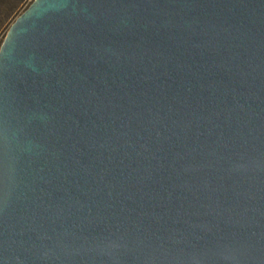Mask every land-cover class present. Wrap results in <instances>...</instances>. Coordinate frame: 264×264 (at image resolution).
Segmentation results:
<instances>
[{"label":"water","instance_id":"water-1","mask_svg":"<svg viewBox=\"0 0 264 264\" xmlns=\"http://www.w3.org/2000/svg\"><path fill=\"white\" fill-rule=\"evenodd\" d=\"M0 264H264V0H33L0 45Z\"/></svg>","mask_w":264,"mask_h":264},{"label":"trees","instance_id":"trees-1","mask_svg":"<svg viewBox=\"0 0 264 264\" xmlns=\"http://www.w3.org/2000/svg\"><path fill=\"white\" fill-rule=\"evenodd\" d=\"M26 0H0V33L18 14Z\"/></svg>","mask_w":264,"mask_h":264},{"label":"rangeland","instance_id":"rangeland-1","mask_svg":"<svg viewBox=\"0 0 264 264\" xmlns=\"http://www.w3.org/2000/svg\"><path fill=\"white\" fill-rule=\"evenodd\" d=\"M30 3H29V1L28 0H26L25 2H24V5L20 8V10L18 11V14L13 18V20L1 31V33H0V45H1V43H2V41H3V39H4V35H6V33H7V30H8V28H9V26H10V24L14 21V19L21 13V12H23L27 7H28V5H29Z\"/></svg>","mask_w":264,"mask_h":264},{"label":"built area","instance_id":"built-area-1","mask_svg":"<svg viewBox=\"0 0 264 264\" xmlns=\"http://www.w3.org/2000/svg\"><path fill=\"white\" fill-rule=\"evenodd\" d=\"M29 1V3H31L33 0H28Z\"/></svg>","mask_w":264,"mask_h":264}]
</instances>
